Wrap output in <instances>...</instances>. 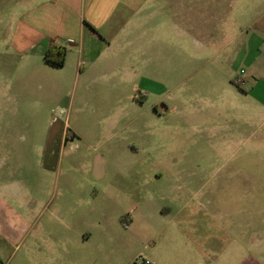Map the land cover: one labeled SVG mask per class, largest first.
Wrapping results in <instances>:
<instances>
[{
    "label": "crops",
    "instance_id": "1",
    "mask_svg": "<svg viewBox=\"0 0 264 264\" xmlns=\"http://www.w3.org/2000/svg\"><path fill=\"white\" fill-rule=\"evenodd\" d=\"M52 44L68 48L62 67L44 59ZM50 69L63 82L74 79L82 114L95 126L90 186L98 204L83 218L74 199L48 197L65 127L47 123L40 144L13 138L17 109L23 115L27 103L18 87L28 89ZM241 105L256 148L264 142V0H0V264H101L80 249L97 237L111 242V222L123 212L131 216L121 231L154 229L148 212L163 199L171 201V223L168 231L154 229L163 241L147 257L156 264H264V226L258 234L249 224L235 236L227 230L234 222L208 221V208L194 202L199 191L176 183L169 192L147 188L187 177L158 171L167 163L161 135H172L176 115L191 126L189 145L216 147L239 143L233 123ZM198 117L205 127L193 126ZM34 147L35 159L26 152ZM251 158L256 164L255 151ZM33 160L42 175L36 182ZM49 211L57 244L44 235L54 222Z\"/></svg>",
    "mask_w": 264,
    "mask_h": 264
},
{
    "label": "rangeland",
    "instance_id": "2",
    "mask_svg": "<svg viewBox=\"0 0 264 264\" xmlns=\"http://www.w3.org/2000/svg\"><path fill=\"white\" fill-rule=\"evenodd\" d=\"M182 57L183 55L179 53L178 59ZM71 60L77 62L78 56L72 54ZM17 92L23 93L27 98L23 115H21L23 110L20 112L19 107L16 112V129L13 132V138L18 142L39 144L45 142L48 134L46 124L50 121L57 126L65 127L68 137L61 148L60 166L51 169L48 173V197L54 199L55 204L62 199L66 203L69 202L68 198L74 199L79 209L78 213L82 214L83 218L93 204H98V202L95 203L97 195L94 187L90 186L97 167L93 159L96 140L93 135L95 126L90 124L82 114L80 91L76 89L74 79L69 83L63 82L59 71L50 69L46 78L34 82L25 90L18 87ZM245 113L241 105L240 117L235 118L234 125L232 124L235 128L240 126L239 143L226 145L220 141L216 147L197 145V143L189 145L186 142V136L190 135L191 126L186 124L184 115H176L172 135L170 136V133L166 136L163 133L161 135L162 150H165L164 161L167 163L161 164L158 171L187 175V177L182 176L179 180L159 179L147 188L152 189L153 192H169L176 183L183 190H186V187L192 188L194 192L197 190L199 196L194 197V202L208 208V221L234 222V227L227 230L230 233L235 232V236L237 232L243 233L247 230L249 224H257L259 234L263 230L260 226H264V142H258V145L256 142L255 148L254 140L249 139V133L254 130V125H249ZM193 120V126L198 128L207 125L201 117ZM198 130L195 131L201 133ZM21 150L24 149H18V151ZM26 150V152L31 150L32 158L35 159L37 148ZM254 151L257 158L256 164L253 163V158L250 159V152ZM228 157L231 158L226 161ZM174 158L177 162L172 163ZM17 165L19 169V164ZM254 173L257 174L256 180L252 179ZM32 175L34 182L42 177L34 160ZM56 179H61L59 185ZM33 196L39 199L38 194L35 193ZM158 204L160 206L157 212H154L155 208L148 212L154 215L153 218L148 215L152 219L150 224H153L154 229L163 228L168 231L171 218L167 216V211L171 201L163 199ZM51 214V211L46 213L54 222L44 235L49 243L57 244L59 240V231L55 223L57 220ZM130 216L131 212H123L115 220L112 219L113 238L107 245L103 237H97L89 243V247H82L80 251H91L99 258L101 264H139L137 262L139 255L148 256L151 254V248L154 252L158 251L163 237L156 230L148 226H144V229L139 226L128 232L121 231V227L126 228L129 225ZM116 231L118 237L115 234ZM213 231L215 227L209 229L210 234L217 232L218 229ZM244 235L248 236L249 233L246 232ZM102 254H108L111 258L102 261ZM2 258L6 262L5 255Z\"/></svg>",
    "mask_w": 264,
    "mask_h": 264
},
{
    "label": "trees",
    "instance_id": "3",
    "mask_svg": "<svg viewBox=\"0 0 264 264\" xmlns=\"http://www.w3.org/2000/svg\"><path fill=\"white\" fill-rule=\"evenodd\" d=\"M67 54H68V48L67 47L52 44L47 49V51L44 55V59L46 62H48L52 65L62 67V66H64V64L66 62ZM124 223H126V222H124Z\"/></svg>",
    "mask_w": 264,
    "mask_h": 264
},
{
    "label": "built area",
    "instance_id": "4",
    "mask_svg": "<svg viewBox=\"0 0 264 264\" xmlns=\"http://www.w3.org/2000/svg\"><path fill=\"white\" fill-rule=\"evenodd\" d=\"M241 82V79L239 80ZM139 264H156L155 261L145 255H139L137 258Z\"/></svg>",
    "mask_w": 264,
    "mask_h": 264
}]
</instances>
